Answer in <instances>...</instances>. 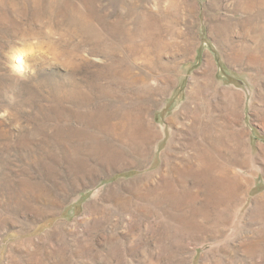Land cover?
<instances>
[{
    "label": "rangeland",
    "instance_id": "obj_1",
    "mask_svg": "<svg viewBox=\"0 0 264 264\" xmlns=\"http://www.w3.org/2000/svg\"><path fill=\"white\" fill-rule=\"evenodd\" d=\"M0 264H264V0H0Z\"/></svg>",
    "mask_w": 264,
    "mask_h": 264
}]
</instances>
